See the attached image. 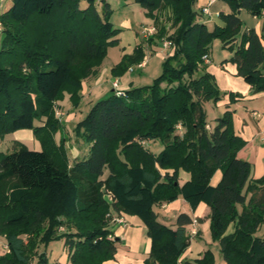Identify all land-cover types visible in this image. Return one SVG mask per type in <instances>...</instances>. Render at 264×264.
Instances as JSON below:
<instances>
[{
	"label": "trees",
	"instance_id": "trees-1",
	"mask_svg": "<svg viewBox=\"0 0 264 264\" xmlns=\"http://www.w3.org/2000/svg\"><path fill=\"white\" fill-rule=\"evenodd\" d=\"M134 1L155 22L157 12L170 10L173 53L153 84L130 88L125 96L112 91L91 106L77 126L91 143L89 156L71 165L54 137L62 125L57 102L68 91L78 104L84 81L97 73L108 47L119 42L111 5L12 0L0 15V138L29 129L43 146L0 152V236L9 248L0 264L36 259L48 264L38 248L56 238H65L72 264H104L115 259L119 242L106 216L122 213L138 216L147 227L152 246L144 264H214L211 249L202 258L181 261L191 243L189 214L177 216L176 228L158 220L154 207L179 196L193 210L201 203L210 207L212 237L227 264H264V239L256 235L264 224V176L252 178V164L238 157L246 142L233 130L231 105L241 95L225 93L227 109L208 129L204 103L219 101L222 92L209 72L195 77L203 56L221 38L225 48L235 50L229 61L238 76L264 92L263 34L252 28L237 40L241 10L264 18V0H225L231 11L220 13L225 26L214 29L201 22L198 0ZM145 58L138 45L115 76ZM151 142L163 149L156 153ZM218 170L222 178L213 186ZM181 171L190 174L182 185ZM233 222L234 233L226 234ZM61 226L67 232L60 233Z\"/></svg>",
	"mask_w": 264,
	"mask_h": 264
},
{
	"label": "rangeland",
	"instance_id": "rangeland-1",
	"mask_svg": "<svg viewBox=\"0 0 264 264\" xmlns=\"http://www.w3.org/2000/svg\"><path fill=\"white\" fill-rule=\"evenodd\" d=\"M107 1L110 3L113 10L111 23L113 28L117 30L115 37L119 39V42L108 47L107 53L103 57L102 64L98 68L97 73L89 77H93V81L90 83L87 92H84L86 87L83 85V90L80 93L81 100L78 102V104L73 101L72 96L68 91H64L62 98L57 102V110L61 113L58 118L62 122V125L61 129L56 132L54 137L58 146L61 147L63 145L68 163L70 165L73 164L77 159H83L89 156L91 143L85 137L83 129H78L77 126L79 122L83 120L88 114L91 106L100 99L99 97H102L103 95L109 96L110 93H107L113 89L112 81L117 78L114 74V70L116 67L118 68V66L124 61L125 57L133 55L138 45L143 46L147 55L144 66H140L138 63H132L120 75L119 78H121V89H125L129 86L130 87L128 89H130L153 84L154 81L164 72V64L167 58L173 53V49L170 48L165 50L163 48L164 41L168 38V35L173 33L172 22L170 21L171 13L169 9L157 12L156 14L158 15L157 17H159V20L155 23V19L147 14V10L134 0ZM207 4L208 0H198L196 9L201 12L203 7ZM82 5L85 7V3ZM4 9L5 6L0 8V12L1 10L4 11ZM99 9L102 11L100 6ZM211 11L214 14L217 11L219 13H229L231 9L225 0H217L216 4L211 7ZM240 17L243 21V26L237 38L239 41L238 43H240L242 35L246 31L247 27L255 25L256 22L253 16L245 9L241 10ZM215 26L216 25L214 24H208V27L211 29H214ZM149 27H156V32L153 35L147 36L146 31ZM164 32H167V34H164ZM154 47L156 48L153 49ZM211 53L214 58V64L220 65L221 63H224L233 66L234 63L229 60L234 56L235 50L225 48L221 38H216L211 44ZM203 66L205 65L202 64V67L196 72L195 77H198L205 72H209L213 75L217 86L222 92V97L219 101L212 100L204 103V110L207 113V120L213 123L216 122L217 118L223 115V113L220 114L218 109H220L221 105L229 98V95L225 94L229 93V91H224L221 89L220 83L222 81L216 79L211 69L210 71L208 70V65L205 67ZM98 79L100 81L99 83H97ZM166 85V82H162L161 84L163 87ZM63 138L65 139L63 140ZM152 144L153 142L150 143L151 148H153ZM19 145H24L30 150L40 151L43 149L41 142L36 139L35 136L34 138L29 137L26 130H21L16 134L10 133L4 138H0V152L11 153L19 149ZM159 146L162 147V144L159 143ZM159 150H161V148ZM105 196L108 198L107 194ZM154 209L157 212L162 211L156 206ZM106 218L107 220H110L108 215ZM109 223L111 226L115 225V223L111 222V220ZM201 229L205 235L204 239L207 242L209 241L210 246H212V249H210L214 251L216 255L217 262L215 259L214 264H220V258H223V256L218 250L219 247H217V243L214 244L215 241L212 237L211 220H205L202 222ZM59 231L60 233L67 232V228L65 226H61ZM257 232L258 236L264 239V224ZM63 240H65V238H56L52 240L50 242L51 246L49 251H53L56 256H59L60 252L58 251H60ZM46 247L47 245L45 244L40 245V248H42V253H44ZM4 254L6 253L3 252V244L0 242V256H3ZM49 259L50 256L48 257V260Z\"/></svg>",
	"mask_w": 264,
	"mask_h": 264
},
{
	"label": "crops",
	"instance_id": "crops-1",
	"mask_svg": "<svg viewBox=\"0 0 264 264\" xmlns=\"http://www.w3.org/2000/svg\"><path fill=\"white\" fill-rule=\"evenodd\" d=\"M11 5L12 0H0V8L5 6L4 11L1 10L0 15L7 11ZM253 18L256 21L255 25L247 27L246 31H249L253 28L258 34H263L264 36V18H256L254 16ZM200 19L201 22L207 25L214 24L220 27L225 26V23L220 18V13L218 11L215 14L211 11L210 15L201 14ZM155 48L156 47L153 49ZM211 58L212 62L207 67L209 71L210 69L213 71V74L217 80L222 81L220 83L221 89L241 95L238 101L231 105V108L235 111L233 115V130L236 135L241 137L246 142V145L238 152V157L243 160H247L252 164V178L259 179L264 176V92H256L254 87L247 84L242 77L238 76L237 66L235 64H233V66L224 63L216 65L214 64L215 62L213 61L214 58L212 53ZM119 79L121 82V78ZM92 81L93 77L87 79L84 82V87H86L84 92H87ZM99 82L100 81L98 79L97 83ZM129 87H126L123 90L126 91ZM112 91L113 89L107 94L111 93ZM103 96L105 97L107 95ZM103 96L99 98H104ZM229 101L230 100L228 98L225 103L221 105V108L218 109L220 114L226 111ZM214 124L215 122H209V125L213 126ZM24 130L27 131V135H29V137L34 138V133L32 130ZM20 131L21 130L13 132V134L19 133ZM160 146L159 143L155 142L152 144V149L156 153H159L163 149ZM158 148H161V150ZM189 178V173L185 171L180 172L179 181L181 185ZM221 178L222 171L218 170L212 178L211 184L216 186L221 181ZM156 207L162 210L161 212H157L155 210L158 215V220L172 228H176V218L180 213H187L193 219V223L187 227V230L190 234L191 230L195 229L198 231V234L191 238L190 246L182 256L181 261H194L196 259L202 258L203 254L207 250L210 248L212 249L209 241L207 242L204 239L205 235L201 229L202 222L205 220L210 221L211 209L206 203H201L196 210H193L191 205L182 196H179L177 200L171 203L156 205ZM119 216H123L126 223L123 225L111 226L113 236L119 239L117 244L118 252L115 256V259L106 261L104 264H144L145 260L150 255L152 246V240L148 236L146 225L138 216L129 215L126 213H122ZM235 228L236 222L231 223L226 234L234 233ZM256 235L258 236V232ZM0 242L3 244V252L7 253L9 248L6 238L0 236ZM215 243H217V247H219L218 250L220 251V245L218 242H214V244ZM50 246L51 243H49L44 250V252L47 254V257L50 256L48 264H72L70 261V251L65 245V240H63L60 251H58L60 252L59 256H56L53 251H49ZM39 252L42 253V248L40 247ZM215 259L217 262L216 255ZM36 262L37 259L33 262V264H36ZM220 264H227L224 258H220Z\"/></svg>",
	"mask_w": 264,
	"mask_h": 264
},
{
	"label": "built area",
	"instance_id": "built-area-1",
	"mask_svg": "<svg viewBox=\"0 0 264 264\" xmlns=\"http://www.w3.org/2000/svg\"><path fill=\"white\" fill-rule=\"evenodd\" d=\"M216 1L217 0H208V4L206 6H204L203 9H202V14H204V15H210L211 14V6L213 4H215ZM262 16H264V10L262 11ZM254 17L261 18V17H258V16H254ZM2 30H3V24L0 21V34H1ZM155 32H156V27H149V28H147V31H146L147 36L153 35ZM173 46H174L173 45V42L171 40H169L168 38L163 43V48L165 50L170 49V48L172 49ZM202 61H203V64L204 65L211 64V62H212L211 54L210 53L205 54L203 56V58H202ZM145 62H146V60L143 61L139 65L140 66H144L145 65ZM112 87H113V91L117 95H119V96H125V90L121 89V82H120V79L119 78H115L112 81ZM60 115H61V113L57 110V116L59 117ZM207 128L210 129L211 126L208 125ZM108 199H109L110 202H112V198H111V195L109 193H108ZM108 217L111 220V222L115 223V225H123V224L126 223L123 216L108 214ZM197 234H198V231L195 230V229H192L191 232H190L191 238H193Z\"/></svg>",
	"mask_w": 264,
	"mask_h": 264
}]
</instances>
